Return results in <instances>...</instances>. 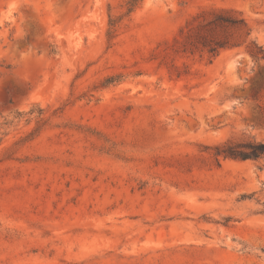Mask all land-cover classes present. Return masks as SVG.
Masks as SVG:
<instances>
[{
	"label": "rangeland",
	"instance_id": "374dc122",
	"mask_svg": "<svg viewBox=\"0 0 264 264\" xmlns=\"http://www.w3.org/2000/svg\"><path fill=\"white\" fill-rule=\"evenodd\" d=\"M130 2L0 0V264H264V0Z\"/></svg>",
	"mask_w": 264,
	"mask_h": 264
},
{
	"label": "trees",
	"instance_id": "16d2710c",
	"mask_svg": "<svg viewBox=\"0 0 264 264\" xmlns=\"http://www.w3.org/2000/svg\"><path fill=\"white\" fill-rule=\"evenodd\" d=\"M136 0H131V8ZM214 21L218 23H228L232 26H238L243 22L242 19H237L230 16L218 15ZM224 42H215L214 44H208V52L213 55L217 53V48L223 46ZM205 45V44H204ZM223 154L225 157L234 159H258L264 154V141L259 142H244L235 145H228L222 149L217 150V154Z\"/></svg>",
	"mask_w": 264,
	"mask_h": 264
}]
</instances>
